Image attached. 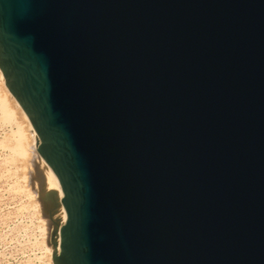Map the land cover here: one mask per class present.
<instances>
[{
  "label": "water",
  "instance_id": "1",
  "mask_svg": "<svg viewBox=\"0 0 264 264\" xmlns=\"http://www.w3.org/2000/svg\"><path fill=\"white\" fill-rule=\"evenodd\" d=\"M0 70L53 264H264V0H0Z\"/></svg>",
  "mask_w": 264,
  "mask_h": 264
},
{
  "label": "rangeland",
  "instance_id": "2",
  "mask_svg": "<svg viewBox=\"0 0 264 264\" xmlns=\"http://www.w3.org/2000/svg\"><path fill=\"white\" fill-rule=\"evenodd\" d=\"M43 167L33 130L0 75V264H53L40 202Z\"/></svg>",
  "mask_w": 264,
  "mask_h": 264
},
{
  "label": "bare ground",
  "instance_id": "3",
  "mask_svg": "<svg viewBox=\"0 0 264 264\" xmlns=\"http://www.w3.org/2000/svg\"><path fill=\"white\" fill-rule=\"evenodd\" d=\"M0 75L2 77L3 80V87L5 88L6 92L11 96L13 102L17 105V107L20 109L21 113L27 118L28 123L30 124L32 130H33V136L35 139V142H37L38 139V135L34 129V127L32 126V123L30 122L27 114L25 113V111L23 110L22 106L20 105V103L18 102V100H16V98L12 95V93L9 91V89L7 88L5 82H4V76L0 70ZM40 160H41V165L44 166V173H45V180H46V185H48V187L50 189H56L58 191L59 196H62V188L60 186L59 180L56 176V174L54 173V171L52 170V168L49 166V164L39 155ZM40 174V173H39ZM42 176V174H41ZM44 176V175H43ZM42 178V177H40ZM61 212H60V216L62 218V222L65 221L66 219V212L64 210V207H61ZM50 233H51V229H50ZM54 252V249L51 248V254Z\"/></svg>",
  "mask_w": 264,
  "mask_h": 264
}]
</instances>
